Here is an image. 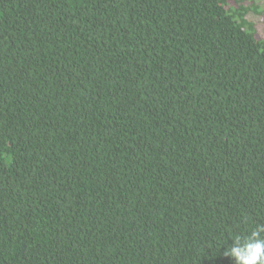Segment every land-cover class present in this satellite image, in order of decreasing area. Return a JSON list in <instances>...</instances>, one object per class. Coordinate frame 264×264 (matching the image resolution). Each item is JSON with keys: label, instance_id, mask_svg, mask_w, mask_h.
I'll list each match as a JSON object with an SVG mask.
<instances>
[{"label": "trees", "instance_id": "obj_1", "mask_svg": "<svg viewBox=\"0 0 264 264\" xmlns=\"http://www.w3.org/2000/svg\"><path fill=\"white\" fill-rule=\"evenodd\" d=\"M255 0H0V264H235L264 224Z\"/></svg>", "mask_w": 264, "mask_h": 264}, {"label": "clouds", "instance_id": "obj_2", "mask_svg": "<svg viewBox=\"0 0 264 264\" xmlns=\"http://www.w3.org/2000/svg\"><path fill=\"white\" fill-rule=\"evenodd\" d=\"M227 245L225 255L235 264H264V224H258L246 235H235Z\"/></svg>", "mask_w": 264, "mask_h": 264}, {"label": "rangeland", "instance_id": "obj_3", "mask_svg": "<svg viewBox=\"0 0 264 264\" xmlns=\"http://www.w3.org/2000/svg\"><path fill=\"white\" fill-rule=\"evenodd\" d=\"M255 1L258 5L264 7V0H255ZM249 19L256 24L259 30L258 31L259 34L264 38V22L262 18L259 15L252 13V14H249Z\"/></svg>", "mask_w": 264, "mask_h": 264}]
</instances>
